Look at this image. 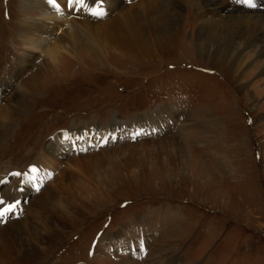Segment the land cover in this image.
I'll return each mask as SVG.
<instances>
[{
	"label": "rangeland",
	"instance_id": "rangeland-1",
	"mask_svg": "<svg viewBox=\"0 0 264 264\" xmlns=\"http://www.w3.org/2000/svg\"><path fill=\"white\" fill-rule=\"evenodd\" d=\"M102 1L107 13L95 19L137 0ZM74 2L0 0V110L16 95L0 139V206L14 201L0 218L10 228L0 246H20L19 238L68 216L77 225L65 224L52 253L32 264H264V76L256 68L264 57L244 54L251 65L241 79L254 100L247 106L206 63L189 5L171 53L131 54L107 43L91 51L96 40L72 22ZM39 18L52 34L27 45L20 22ZM63 24L75 30L65 29L68 43ZM54 40L69 55L48 52ZM24 174L44 177L39 189ZM19 191L27 193L16 198Z\"/></svg>",
	"mask_w": 264,
	"mask_h": 264
},
{
	"label": "bare ground",
	"instance_id": "bare-ground-1",
	"mask_svg": "<svg viewBox=\"0 0 264 264\" xmlns=\"http://www.w3.org/2000/svg\"><path fill=\"white\" fill-rule=\"evenodd\" d=\"M43 1L39 0V3ZM113 3H118V0H113ZM185 5H189L193 8L192 10H196L193 12L200 19L195 41L198 45L201 44L202 47L199 46L204 51V57L209 68L218 71L224 79L233 84L234 89L242 95L245 105H253L254 100L249 98V90L246 88V83L241 79V76L244 70L251 65L249 58L245 56L246 54L253 53L256 56L264 57V6L261 8H248L230 0H137L130 4H121L116 9V12L104 18L95 19L93 17L95 14L93 13H95L96 7L98 13H102V15L107 13V10L104 11L105 3L102 0L99 3L95 0H83V3H80L77 0L75 9L77 19L72 22L74 23V27L75 25L80 26L90 34L92 44L93 40H96V45H90L89 47L91 51L94 50L96 52L98 50L101 52L104 47L103 43H107L116 48V50L119 49V51L130 52L131 54H139L143 49H148L153 53L157 52V54L171 53V46L176 42L174 40L178 35L181 10ZM107 7H110L108 11H114L109 3H107ZM32 20L21 21L19 27L21 31H19L18 35L27 45H29L28 42H33L42 33L49 37L53 31V26L41 18L36 19L34 22ZM53 23L54 27L62 26L60 22L54 21ZM69 26H72L70 32L73 35L75 30H72L74 27L72 24ZM69 26L64 25L62 27L67 43L69 41V34L65 29L69 28ZM57 37L56 39H58ZM50 44L48 46L50 47L49 51L46 50L45 52L48 51L57 56V53L60 56L63 53L69 55L67 52H60L68 44L62 45V48L55 40L52 43L50 42ZM71 56H75V54ZM23 57L25 62L30 60L29 54H24ZM256 68L259 70V73H257L264 76V65H258ZM16 72H19V70L14 71V73ZM15 96L8 99V103L0 110V139L12 126L16 108L11 103L16 101L14 99ZM20 100L21 107L28 99L23 94L22 97L20 96ZM154 127L157 128L155 125ZM1 187L2 191H5L6 182H2ZM9 190V198H11L15 194L16 188L13 186ZM24 193H27V191ZM24 193L19 191V195L16 198H20ZM3 195L6 196L4 192ZM54 219L57 222L56 226L54 222H45L43 223L45 225L43 227L44 230H38V233L34 232L28 239L19 238L20 246L4 242L3 246H0V264H32L40 261L44 256L50 255L54 247L64 237V225L67 224V227L70 229V226L74 227L76 224L75 222H69L72 218L68 216L65 218L67 221L61 218L65 223L61 222V220L58 221L56 218ZM14 221L15 219H12L8 222L12 224ZM23 225L25 226V224ZM4 229L0 226V237L5 234ZM163 250L167 251L165 247H163ZM126 253L130 254L129 251Z\"/></svg>",
	"mask_w": 264,
	"mask_h": 264
},
{
	"label": "snow or ice",
	"instance_id": "snow-or-ice-1",
	"mask_svg": "<svg viewBox=\"0 0 264 264\" xmlns=\"http://www.w3.org/2000/svg\"><path fill=\"white\" fill-rule=\"evenodd\" d=\"M49 4L55 5L57 8H59V4L56 3V0H48ZM80 3H83V0H79ZM238 2L248 5L249 7H254L255 4L253 3V0H238ZM74 0H67L68 7L71 8L73 6ZM95 15H102V13H93ZM35 171V169H33ZM15 175H20V173H15ZM4 201L0 200V204H3ZM12 206L5 209V211H11ZM4 215L3 211H0V216Z\"/></svg>",
	"mask_w": 264,
	"mask_h": 264
},
{
	"label": "crops",
	"instance_id": "crops-1",
	"mask_svg": "<svg viewBox=\"0 0 264 264\" xmlns=\"http://www.w3.org/2000/svg\"><path fill=\"white\" fill-rule=\"evenodd\" d=\"M94 236H95V235H94ZM94 236H93V237H94ZM100 236H101V235H100ZM100 236H99V237H100ZM93 237H92V238H93ZM99 237H98V239H96V243H95V245L97 244V241L99 240ZM92 238H91V240H90V245H91V243H92V241H93ZM94 248H95V246H94ZM107 250H108V249H107ZM87 255H88V254H87ZM112 255H113V257H114V254H111V256H112Z\"/></svg>",
	"mask_w": 264,
	"mask_h": 264
}]
</instances>
